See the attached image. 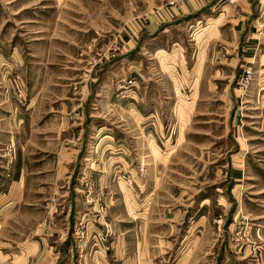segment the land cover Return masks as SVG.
I'll use <instances>...</instances> for the list:
<instances>
[{"label":"rangeland","instance_id":"obj_1","mask_svg":"<svg viewBox=\"0 0 264 264\" xmlns=\"http://www.w3.org/2000/svg\"><path fill=\"white\" fill-rule=\"evenodd\" d=\"M0 196L14 257L264 264V0H0Z\"/></svg>","mask_w":264,"mask_h":264},{"label":"crops","instance_id":"obj_2","mask_svg":"<svg viewBox=\"0 0 264 264\" xmlns=\"http://www.w3.org/2000/svg\"><path fill=\"white\" fill-rule=\"evenodd\" d=\"M8 197H1L0 196V229L2 226H4V219L2 218V214L4 213L5 204L7 202ZM37 250L41 251L43 255H40V258H34L30 259L26 257H14L10 252V246L9 244H6L4 242H0V264H46L48 261H46L48 258L52 259L53 253L44 250V247L42 245H37ZM46 262V263H45ZM47 264H56V260H51Z\"/></svg>","mask_w":264,"mask_h":264}]
</instances>
